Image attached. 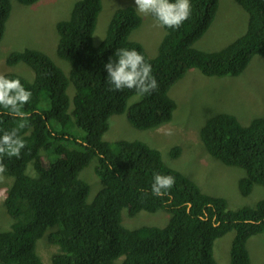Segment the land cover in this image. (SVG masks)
I'll return each mask as SVG.
<instances>
[{
  "label": "trees",
  "instance_id": "trees-1",
  "mask_svg": "<svg viewBox=\"0 0 264 264\" xmlns=\"http://www.w3.org/2000/svg\"><path fill=\"white\" fill-rule=\"evenodd\" d=\"M16 1L33 5L39 0ZM190 2L191 15L179 29L162 28L155 57L130 39L141 24L131 6L113 12L104 38L93 45L101 0H77L69 18L56 24V55L69 64L68 76L37 50L7 55L8 66L27 65L33 80L15 73L4 76L19 79L33 95L24 108L28 126L19 131L26 147L19 158L3 159V175L12 178L4 199L11 223L0 231V264H43L36 244L49 228L50 241L57 246L51 264H218L214 243L229 232L234 236L228 264H252L246 245L249 237L264 234V200L230 209L224 198L204 194L168 167L158 150L139 141L103 140L113 115L125 114L138 130L168 124L176 109L168 91L188 70L197 69L205 77L238 76L254 56L264 58V0H234L247 15L244 33L213 52L193 44L211 26L219 0ZM10 11V0H0V40ZM120 48L135 49L151 64L158 84L151 94L113 90L104 65L116 60ZM18 123L0 109V134ZM199 137L212 158L246 172L238 181L242 196L253 185L264 187V118L243 127L231 114H215ZM177 152L174 147L170 155L177 157ZM92 160L101 188L89 202V184L79 175ZM154 174L174 177V186L153 195ZM159 210L169 214L164 227L130 230L121 225L122 212L133 217Z\"/></svg>",
  "mask_w": 264,
  "mask_h": 264
},
{
  "label": "rangeland",
  "instance_id": "rangeland-1",
  "mask_svg": "<svg viewBox=\"0 0 264 264\" xmlns=\"http://www.w3.org/2000/svg\"><path fill=\"white\" fill-rule=\"evenodd\" d=\"M76 1L39 0L33 5H22L16 0H10L11 11L0 40V74L15 73L26 80H33V72L27 65L6 64L10 52L33 49L46 54L68 76L69 64L56 55V24L69 18ZM101 2L102 11L92 36L95 46L104 38L109 19L117 8L131 6L136 11L134 0ZM138 15L141 24L132 32L130 39L139 42L148 57H155L163 30L152 17ZM246 24L247 15L234 0H219L211 26L193 47L205 52L218 51L241 36ZM72 91V86L68 87L70 98ZM168 95L176 103L172 120L168 124L152 130H138L128 123L125 114L113 115L108 120L109 129L103 140L139 141L158 150L168 167L195 182L204 194L224 198L230 209L254 207L264 200V187L260 185H253L251 192L242 196L238 190V181L246 176V172L235 166H225L212 158L199 137L205 121L215 114H231L243 127L256 118H264V58L254 56L238 76L205 77L197 69L188 70L169 89ZM162 129H171L172 135H165ZM174 147L179 148L177 157L170 155ZM95 163L92 160L79 175L89 184V202L101 188L93 172ZM29 172L33 173L31 167ZM11 184L10 177L4 176L0 180V231L8 228L11 223L4 208L6 190ZM168 218L169 214L162 210L156 213L142 211L133 217L122 212L121 225L130 230L141 227L161 228L167 224ZM51 229L46 231L48 233L36 245L37 255L43 264H50L52 255L57 251V246L49 238ZM233 236L234 233L229 232L215 241L213 254L214 257L216 254L218 264H228V250ZM246 247L252 264H264V234L251 237Z\"/></svg>",
  "mask_w": 264,
  "mask_h": 264
},
{
  "label": "clouds",
  "instance_id": "clouds-1",
  "mask_svg": "<svg viewBox=\"0 0 264 264\" xmlns=\"http://www.w3.org/2000/svg\"><path fill=\"white\" fill-rule=\"evenodd\" d=\"M134 4L138 14L150 16L157 26L172 30L179 29L192 12L190 0H134ZM114 55L116 60L113 61L110 58L104 65L107 73L106 79L112 85L113 90H134L136 94L143 96L151 94L158 88L157 81L152 74L151 64L147 63L145 57L138 51L120 48ZM32 95V92L26 89L19 79L8 78L0 74V109L6 110L8 115L19 121L16 127L0 134V180H3V174L6 172L4 157L19 158L26 147L19 131L28 126L29 114L24 111V108L31 101ZM161 131L165 135H172L171 129ZM174 184V177L154 174L151 185L152 194L162 195Z\"/></svg>",
  "mask_w": 264,
  "mask_h": 264
}]
</instances>
